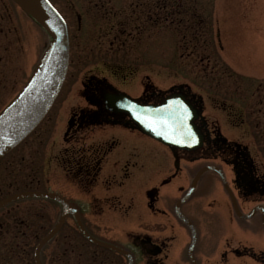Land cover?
<instances>
[{
    "label": "flooded vegetation",
    "instance_id": "flooded-vegetation-1",
    "mask_svg": "<svg viewBox=\"0 0 264 264\" xmlns=\"http://www.w3.org/2000/svg\"><path fill=\"white\" fill-rule=\"evenodd\" d=\"M16 46L22 48L20 40ZM263 50L241 54L255 68L240 71L244 82L220 95H212L209 85L164 86L157 69L127 73L105 65L108 71L84 72L71 103L56 106V116L49 118L51 129L62 121L63 136L58 142L57 131H47L44 178H31L27 186L43 180L44 191L29 192L56 195L65 203L36 197L45 201L42 222L49 219L41 236L38 230L45 225L34 219L35 204H2L0 261L10 254L20 255L19 264H36L34 254L31 261L26 257L29 241L36 238L34 253L59 224L42 247V264H264ZM228 66L229 73L236 70ZM121 93L146 105L184 98L202 143L195 149L171 148L146 134L129 113L109 104L110 95ZM8 154L0 159V203L19 193L16 167L24 158L11 154L4 160ZM52 170L59 172L62 187L52 188Z\"/></svg>",
    "mask_w": 264,
    "mask_h": 264
},
{
    "label": "rangeland",
    "instance_id": "rangeland-1",
    "mask_svg": "<svg viewBox=\"0 0 264 264\" xmlns=\"http://www.w3.org/2000/svg\"><path fill=\"white\" fill-rule=\"evenodd\" d=\"M52 1L69 19L72 61L63 91L51 111L34 134L4 159L8 160L11 154H16L18 160L24 158L18 161L19 168L16 167L20 182L14 191L19 193L46 189L43 180L42 184L27 186L31 178L34 182L44 178L43 142L47 131H57L58 142L63 136L62 121L51 129L52 119L49 118L56 116V106L60 109L71 103V92H77L84 72L92 69L108 71L106 68L109 67L123 68L127 73L129 69L140 72L157 69L161 70L164 86L184 82L204 89L209 85L212 95L213 92L220 95L222 90L228 89L229 92L244 82L238 75L240 71L247 73L255 68L245 63L241 54L254 55L264 47V0ZM0 26L1 113L30 80L53 38L14 0H0ZM18 40L22 43V51L20 45L16 46ZM227 63L236 70L229 73V66L224 68ZM224 84L228 87L225 88ZM58 149L53 152L58 153ZM4 160L2 164L6 163ZM48 176L52 188L62 187L59 172L52 170ZM16 204L22 207L35 204L39 217L34 219L42 222L45 201L35 197L21 199ZM48 220L42 222L45 228L38 230V235L46 231ZM24 227L27 229L26 225ZM35 241L36 238H32L28 243L26 257L30 261ZM6 256L7 260L3 256L0 264L21 263L20 255Z\"/></svg>",
    "mask_w": 264,
    "mask_h": 264
},
{
    "label": "water",
    "instance_id": "water-1",
    "mask_svg": "<svg viewBox=\"0 0 264 264\" xmlns=\"http://www.w3.org/2000/svg\"><path fill=\"white\" fill-rule=\"evenodd\" d=\"M15 1L51 34L53 41L30 82L0 116V158L38 124L52 105L67 73L71 47L69 24L50 0ZM108 102L117 110L129 113L143 132L171 148L195 149L202 143V136L193 122L192 106L182 97L175 95L160 104L146 105L121 93L110 95ZM29 196H51L65 203L56 195L24 192L0 205ZM58 226L37 244L34 252L36 264H42L41 249L53 237Z\"/></svg>",
    "mask_w": 264,
    "mask_h": 264
}]
</instances>
